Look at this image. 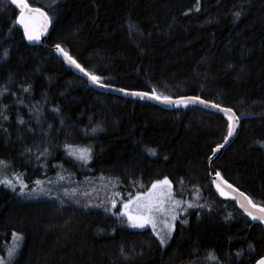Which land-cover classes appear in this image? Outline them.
I'll return each instance as SVG.
<instances>
[{
    "label": "trees",
    "instance_id": "16d2710c",
    "mask_svg": "<svg viewBox=\"0 0 264 264\" xmlns=\"http://www.w3.org/2000/svg\"><path fill=\"white\" fill-rule=\"evenodd\" d=\"M29 2L51 17L49 47L30 45L19 11L0 0V179L21 176L32 189L62 172L104 176L126 198L168 178L185 199L198 193L203 207L180 217L164 248L116 214L66 198L65 206L29 200L0 184V255L17 233L12 264H255L264 257L263 225L213 183L219 172L264 206V0ZM57 44L104 84L233 109L238 137L210 167L228 116L100 92L58 56ZM66 145L90 149V159Z\"/></svg>",
    "mask_w": 264,
    "mask_h": 264
},
{
    "label": "rangeland",
    "instance_id": "374dc122",
    "mask_svg": "<svg viewBox=\"0 0 264 264\" xmlns=\"http://www.w3.org/2000/svg\"><path fill=\"white\" fill-rule=\"evenodd\" d=\"M17 177H19V180L22 181L24 185H26L23 190V194L20 190L21 183L17 181ZM7 178L12 180L13 184H15V190H13V188L11 187L8 188H10L12 191L18 192L21 195H24L29 200L56 199L61 205L65 206L68 204L67 201L64 200L66 198L69 199L71 204L73 205H79L86 209H103L108 213L116 214L122 218H125L128 226L132 229L150 230L159 241L161 237H164L166 242L164 244H161L164 248H166L171 243V240L176 231L177 222L180 217L185 215L189 211L190 208H188L187 205L189 203L199 205L200 199L198 193H195L193 195V198L185 199L182 195L177 193L174 184L170 179L167 178L171 182L170 190L173 199L181 201L179 207L175 209L177 218L175 220H172L171 214L167 211L154 212L152 215L155 221V229H153L152 224H145L144 227H133L131 222L128 220V216L125 215V212H128L133 216L144 215L146 213H144L135 203L131 204L128 209H125L124 205L128 203L130 199L135 200V197L137 195L146 196L152 190V185L143 191H139L138 193L129 195L125 198L123 193L119 190V184L116 181L104 176H88L83 179H79L78 177H76L80 180L78 181L71 174L62 172L58 177L54 179L38 180L40 181V183L38 184L36 182L35 186L32 189L28 188V185L23 181L21 176L16 175ZM164 179L158 181H163ZM167 190V187L161 186L153 194V199H155L157 193ZM145 202L146 201H141L140 203ZM163 207L165 209H171L173 205L165 198ZM169 225H174V227L169 230ZM20 240L16 237L14 238V243L12 244L10 249H15V253L14 257L11 260H9L8 258L9 251L5 256L0 255V258L4 259L5 264H12L17 257L22 243Z\"/></svg>",
    "mask_w": 264,
    "mask_h": 264
},
{
    "label": "snow or ice",
    "instance_id": "6c2138e0",
    "mask_svg": "<svg viewBox=\"0 0 264 264\" xmlns=\"http://www.w3.org/2000/svg\"><path fill=\"white\" fill-rule=\"evenodd\" d=\"M12 2L14 4H18L19 8L21 9V13L19 16V23L21 25H23L24 34L26 35L27 39L29 41L39 40L40 36L46 30L47 24L50 23V20H49L47 13L41 11L40 9L30 8L29 5L25 2V0H12ZM25 13H29V14L35 13L36 15H38L43 20L44 23L41 25V27L39 29H37L33 24L30 23V21L32 20L33 17L31 15H26ZM240 15H241L240 12L235 13L236 17H239ZM56 48L58 51H60L63 54L66 61L70 65H73L80 72L84 73V75L88 76L91 83L98 85V86H101V87L107 86L101 82V78L99 76L87 72L71 55H69L67 52H65L64 49L61 48V46L59 44L56 45ZM5 55H7V52H5ZM24 90L27 91L28 89H24ZM4 91H7V89H5ZM121 91H124V90L121 89ZM2 94L3 93L0 92V95H2ZM132 95L144 97V96H148V93L134 92V93H132ZM150 98L160 100V101H162L164 103H168V104H185V106H187L188 103L207 104L206 101L200 100L199 97H182L179 100H173L171 97H168V96L161 97V96L155 94V90H153V95ZM211 106L213 108H217V109L220 108V105H218V104H213ZM222 111H224L226 114H230L228 116V119H229L228 130H227L228 135L225 137V142H227L228 138L233 135V133L235 131V122L238 121L239 118L235 116L232 109H230V108L222 109ZM4 119H8V117L5 116ZM20 122L23 123V121H20ZM96 130L97 129L94 128L93 132H95ZM66 147L69 150V154L72 156H75L77 159L84 160V161H87L88 159H90V155H91L90 149L75 148L72 145H66ZM222 147H223V145H217L216 149L213 150V153L215 154ZM150 151L152 152V154H155V150H150ZM5 165H6L5 161H0V166H5ZM216 175L219 177L220 173L217 172ZM17 181L21 183V189L20 190H21V193L23 194V190L26 187V185H24L22 183V181L19 180V177H17ZM37 183L39 184L40 181H37ZM0 184H3L7 187H11V188H13V190H15V184H13L12 180L8 179L7 177L0 179ZM225 184H227L226 181H225ZM170 185H171V182L167 178H165L163 181H156L155 183L152 184V190L146 196L137 195L135 197V200L130 199L129 202L124 205V208L128 209L131 204L135 203L138 205V207L144 213H146L144 215L133 216L130 213L125 212V215L128 216V220L131 222L133 227H144L145 224H152L153 229H155V221H154L153 215H152L154 212H165V211H167L171 214L172 220H175L177 218V214L175 212V209L177 207H179L181 201L173 199L172 193L170 190ZM161 186L167 187L168 190L167 191H161L160 193H157L155 196V199H153V194ZM217 187H218V190H220L221 195H225L223 190L220 189V186L218 185ZM227 187L231 189L232 185L227 184ZM233 191L238 192L239 197H242V202L240 203V207L244 209L245 213H247V215L252 220L264 221V206L254 203L250 197L246 196L243 192H239L238 189H233ZM165 198L172 203L173 207L171 209H165L163 207V203H164ZM141 201H146V202L140 203ZM197 206L198 205H194V204H190V203L187 205L188 208L197 207ZM199 207H203V206L199 205ZM183 223H187V221H183ZM173 227H174V225H169V230H171V228H173ZM13 236L16 237L17 239H22V237H20L19 234H17V233H13ZM165 242H166L165 238L161 237L160 243L164 244ZM14 253H15V249L9 250V253H8L9 260H11L14 257ZM208 259L209 260H215V259H217V257L213 253H209ZM0 264H5V261L3 258H0ZM257 264H264V258H261L260 260H258Z\"/></svg>",
    "mask_w": 264,
    "mask_h": 264
},
{
    "label": "water",
    "instance_id": "95a60500",
    "mask_svg": "<svg viewBox=\"0 0 264 264\" xmlns=\"http://www.w3.org/2000/svg\"><path fill=\"white\" fill-rule=\"evenodd\" d=\"M13 5L14 7L17 8V10L19 11V15L17 17V25L19 27V29L23 32L24 34V27L23 25H21L19 23V16H20V13H21V9L19 8L18 4H14L12 2V0H9ZM25 2L29 5L30 8H35V9H40L41 11L43 12H46L48 17H49V20H50V23L47 24V28L46 30L43 32V34L40 36V39L39 40H33V41H29L26 37V35L24 34V37L26 39V41L30 44V45H43L45 47H49L48 46V39H49V35H50V32L52 30V20H51V17L49 15V13L42 7H39V6H35V5H32L29 0H25ZM26 15H31L33 18L32 20L30 21L31 24H33L37 29H39L41 27V25L44 23L43 20L38 16L36 15L35 13H25ZM61 46V45H60ZM61 48H63L61 46ZM55 51L57 52L58 56L70 67L72 68L77 74L81 75L82 77H84L90 86L94 87L95 89H97L98 91L100 92H103V93H108V94H114V95H120V96H124V97H128V98H133V99H140V100H143V101H149V102H152V103H155L157 105H160L162 106L163 108H166V109H173V108H177V107H185V104H168V103H164L160 100H156V99H152L150 98L153 93H150V92H146V91H130V90H126V89H123L124 91H121L122 88H118V87H115V86H111V85H108V84H104V85H107L106 87H101V86H98V85H95L93 83H91V81L89 80L88 76L84 75V73L80 72L78 69H76L73 65H70L65 57L63 56V54L57 50L56 46L54 47ZM64 49V48H63ZM65 52H67L65 49H64ZM68 53V52H67ZM69 54V53H68ZM70 55V54H69ZM87 71V70H86ZM88 72V71H87ZM134 92H141V93H148V96H144V97H141V96H135V95H132V93ZM182 97H198V96H182ZM182 97H177V98H172L173 100H179L180 98ZM200 98V97H199ZM200 100L202 101H206L207 104H201V103H195L193 105H197V106H201L203 108H206L208 110H212V111H215V112H219L221 114H224L226 116H229L230 114H226L224 111H222V109H225V107H222L220 106L219 109L217 108H213L211 105L215 104V103H212L210 101H207L203 98H200ZM192 103H188L187 105H190ZM231 109V108H230ZM233 113L235 114L236 117L239 118L238 121L235 122V131L233 133V135L231 137L228 138V141L224 142L221 144L223 145V147L218 151L216 152L215 154H213V156L211 157L210 159V167H213L215 162L224 155L225 151L231 146V144H233V142L235 141V139L238 137L239 135V132L241 130V118L238 116V114L232 109ZM216 149V148H215ZM225 181L227 182V184H230L232 185V188H228L227 187V184H225ZM213 183H214V186L216 187V189L218 190V185L220 186V189L223 190V192L225 193V195H221V192L220 190H218L219 194L224 197V198H230V199H234L236 200V203H237V207L246 215L247 213H245L244 209L240 207V203L242 202V197H239V194L238 192L236 191H233V189H238L239 192H243L246 196L250 197L246 192L240 190L237 186H235L234 184H232L231 182H229L228 180H226L221 174L220 176L218 177L216 174H213ZM235 197V198H234ZM251 198V197H250ZM252 199V198H251ZM253 200V199H252ZM254 202V201H253ZM260 205V204H259ZM249 217V216H248ZM250 218V217H249ZM251 219V218H250ZM252 220V219H251ZM253 222L255 223H258V224H261L263 225L264 227V221H260V220H252ZM264 258V257H262ZM261 259V258H260ZM259 259V260H260ZM257 264V262L255 263Z\"/></svg>",
    "mask_w": 264,
    "mask_h": 264
}]
</instances>
